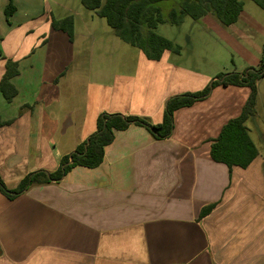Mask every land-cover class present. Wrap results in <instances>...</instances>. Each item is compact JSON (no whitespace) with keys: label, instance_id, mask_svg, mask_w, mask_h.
<instances>
[{"label":"crops","instance_id":"obj_1","mask_svg":"<svg viewBox=\"0 0 264 264\" xmlns=\"http://www.w3.org/2000/svg\"><path fill=\"white\" fill-rule=\"evenodd\" d=\"M7 2L0 0V81L7 63L17 64L9 78L16 94L7 102L0 91V123L7 122L0 180L9 190L26 175L55 171L96 130L101 113L159 124L169 98L200 92L216 78L187 66L180 46L148 60L95 33L93 23L54 16L46 0H12L6 20ZM68 16L72 41L51 26ZM262 81L255 119L246 123L255 146L264 142L250 127L264 129ZM249 93L215 86L174 112L168 138L155 140L136 125L113 130L96 168L73 167L13 200L0 193V264H264V150L256 147L244 169L210 157L212 141Z\"/></svg>","mask_w":264,"mask_h":264},{"label":"trees","instance_id":"obj_2","mask_svg":"<svg viewBox=\"0 0 264 264\" xmlns=\"http://www.w3.org/2000/svg\"><path fill=\"white\" fill-rule=\"evenodd\" d=\"M163 1L167 0H80V4L98 18L104 19L113 35L121 42L138 49L146 59L153 61L159 60L164 51L173 54H178L180 51L177 44L154 32L158 25L167 22L179 26L184 17L196 21L211 14L222 25L230 26L237 21L244 5L242 0H177V8L172 9L167 18H164L160 8L156 6ZM250 1L260 9H264V0ZM13 12L12 0H8L4 8L5 19L7 20ZM51 26L54 30L63 31L72 41V16L60 20L52 19ZM16 74L17 64L7 63L6 72L0 81V91L7 102H10L16 94V90L9 82V78ZM262 78H264V45H262V53L256 67L247 68L241 73L218 74L212 83L200 92L169 98L159 124H150L145 118L101 113L96 119V130L78 145L73 153L63 156L55 171L50 173L38 171L26 175L12 190L6 188L0 180V193L8 200H13L31 186L60 180L73 167L96 168L102 162L104 146L110 144L114 138L113 130L122 131L130 125H136L145 128L155 140L168 138L173 129L174 112L205 99L211 89L218 85L247 87L250 90L239 116L229 120L222 127L210 146V157L214 162L222 163L228 169L233 166L244 169L258 154L246 123L255 119L256 83ZM6 124L7 122L0 123V126ZM212 207L202 209L200 217L209 213Z\"/></svg>","mask_w":264,"mask_h":264},{"label":"rangeland","instance_id":"obj_3","mask_svg":"<svg viewBox=\"0 0 264 264\" xmlns=\"http://www.w3.org/2000/svg\"><path fill=\"white\" fill-rule=\"evenodd\" d=\"M46 1L54 16L64 12L75 15L76 20L95 24L93 26L95 33L112 35V41L119 43L121 50L134 49L115 37L104 19L83 8L80 0ZM242 2L245 14L235 25L224 26L213 15L207 14L196 21L184 17V21L179 26L167 22L160 24L154 32L180 46V53L188 60L186 65L191 68L197 67L204 72L213 73V76L231 72L241 73L247 68L257 66L264 45V9H260L250 0H242ZM156 6L160 8L162 16L167 18L169 12L178 5L177 0H167L157 3ZM77 28L79 29L78 25ZM85 45L92 53L93 45L91 43ZM88 61L93 66L94 62H99L98 55L93 59L89 58ZM84 77V73L78 74V79L82 80ZM260 93L261 97L264 96V81L260 84ZM250 127L254 135L264 133V129H261L257 122H253ZM256 147L264 150L262 148L264 142L257 139Z\"/></svg>","mask_w":264,"mask_h":264}]
</instances>
